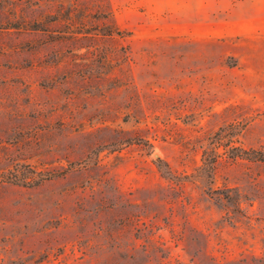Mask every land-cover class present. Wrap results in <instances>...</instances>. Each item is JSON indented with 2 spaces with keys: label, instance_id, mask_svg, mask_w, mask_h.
I'll return each instance as SVG.
<instances>
[{
  "label": "rangeland",
  "instance_id": "rangeland-1",
  "mask_svg": "<svg viewBox=\"0 0 264 264\" xmlns=\"http://www.w3.org/2000/svg\"><path fill=\"white\" fill-rule=\"evenodd\" d=\"M0 264H264V0H0Z\"/></svg>",
  "mask_w": 264,
  "mask_h": 264
},
{
  "label": "trees",
  "instance_id": "trees-1",
  "mask_svg": "<svg viewBox=\"0 0 264 264\" xmlns=\"http://www.w3.org/2000/svg\"><path fill=\"white\" fill-rule=\"evenodd\" d=\"M26 171L28 173H31V174H36V171L34 169L26 168ZM28 178H25V177L20 178L18 175H13L11 177H8L7 180L10 182H13V183L27 185V186H29V184L35 185V184H38L40 182L38 179V181H33V183H31L28 181ZM30 180H33V179H30Z\"/></svg>",
  "mask_w": 264,
  "mask_h": 264
}]
</instances>
